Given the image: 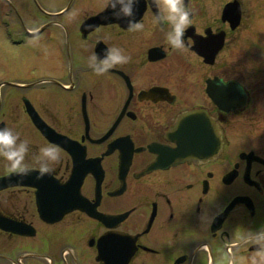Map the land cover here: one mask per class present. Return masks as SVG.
<instances>
[{
  "label": "flooded vegetation",
  "instance_id": "1",
  "mask_svg": "<svg viewBox=\"0 0 264 264\" xmlns=\"http://www.w3.org/2000/svg\"><path fill=\"white\" fill-rule=\"evenodd\" d=\"M109 2L0 0L1 39L52 59L0 79V126L62 154L52 182L0 189V264H264V84L241 3L233 29L186 0L181 51L153 4L140 0L133 31ZM113 45L130 59L97 74L92 53Z\"/></svg>",
  "mask_w": 264,
  "mask_h": 264
},
{
  "label": "clouds",
  "instance_id": "2",
  "mask_svg": "<svg viewBox=\"0 0 264 264\" xmlns=\"http://www.w3.org/2000/svg\"><path fill=\"white\" fill-rule=\"evenodd\" d=\"M140 0H110L112 15L125 19L130 30L143 28L137 19V5ZM157 9L153 23L168 26L166 42L174 50L186 48L185 32L192 23L193 10L186 0H146ZM129 55L118 46H109L102 54L93 52L90 64L97 74H104L111 68L126 63ZM0 158L6 162V172L20 177L30 174L33 170L40 177L55 171L54 165L62 159L61 148L55 142H45L33 149L30 138H22L14 127L0 126ZM30 160L32 163H30ZM257 239L264 241V228L257 231Z\"/></svg>",
  "mask_w": 264,
  "mask_h": 264
},
{
  "label": "rangeland",
  "instance_id": "3",
  "mask_svg": "<svg viewBox=\"0 0 264 264\" xmlns=\"http://www.w3.org/2000/svg\"><path fill=\"white\" fill-rule=\"evenodd\" d=\"M228 1L230 0H204V2L211 4L214 11L216 8L219 11V25H221L222 9ZM239 2L244 13L238 35L241 37L242 45L247 41L251 45V82L254 84L259 81V83L264 84V0H239ZM209 15L211 16V11ZM47 51V49L41 50V53L45 54L41 57L34 53L32 45H14L8 42L6 38L1 39L0 36V79L10 75L12 78L6 82L13 84L21 81L20 73H24L25 68L38 64L44 72L49 71V64L52 59L47 56ZM5 87L2 89L3 93L5 90L11 89L12 86Z\"/></svg>",
  "mask_w": 264,
  "mask_h": 264
},
{
  "label": "water",
  "instance_id": "4",
  "mask_svg": "<svg viewBox=\"0 0 264 264\" xmlns=\"http://www.w3.org/2000/svg\"><path fill=\"white\" fill-rule=\"evenodd\" d=\"M222 19L224 21L229 22L233 29L237 28L240 25L241 19H242V9H241L240 3L238 1H234V2H230L227 5H225V7L223 9V13H222ZM223 38L224 37L221 36L219 49H221V47L223 45V41H224ZM35 123L41 129L44 130L43 132L46 134V136L51 141H54L53 133H52L53 131H50L51 129H48L47 125L45 123H43V121L41 119L35 120ZM45 129H47L49 131L46 132ZM70 145H71V143H70ZM67 149H68V147H67ZM188 157H191V155H189ZM83 178H84V174H82L80 176L79 175L73 176L72 181L74 180L77 182H81ZM41 180H42V182H52L54 180V178L50 174H46L43 177H40L38 175L37 171H32L30 174L23 176V177H20V176L14 175V174H11V175L9 174V175L0 177V189L8 187L9 185H14L16 182H34V181L39 182Z\"/></svg>",
  "mask_w": 264,
  "mask_h": 264
}]
</instances>
